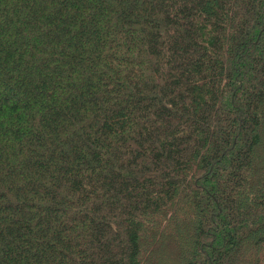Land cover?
Here are the masks:
<instances>
[{
    "label": "trees",
    "instance_id": "16d2710c",
    "mask_svg": "<svg viewBox=\"0 0 264 264\" xmlns=\"http://www.w3.org/2000/svg\"><path fill=\"white\" fill-rule=\"evenodd\" d=\"M0 264H264V0H0Z\"/></svg>",
    "mask_w": 264,
    "mask_h": 264
}]
</instances>
